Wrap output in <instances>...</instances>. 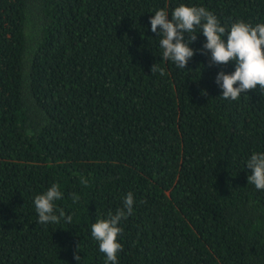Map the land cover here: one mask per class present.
I'll return each instance as SVG.
<instances>
[{
    "label": "trees",
    "instance_id": "1",
    "mask_svg": "<svg viewBox=\"0 0 264 264\" xmlns=\"http://www.w3.org/2000/svg\"><path fill=\"white\" fill-rule=\"evenodd\" d=\"M181 3L264 23V0H0V264H105L91 225L129 192L117 264H264V91L222 98L202 32L161 59L149 18ZM53 183L71 224L37 222Z\"/></svg>",
    "mask_w": 264,
    "mask_h": 264
},
{
    "label": "clouds",
    "instance_id": "2",
    "mask_svg": "<svg viewBox=\"0 0 264 264\" xmlns=\"http://www.w3.org/2000/svg\"><path fill=\"white\" fill-rule=\"evenodd\" d=\"M166 8H159L151 16V31L160 36L159 46L163 50L161 59L172 61L178 69H186L188 61L193 57L194 50L189 45L197 39V32L206 37L203 50L211 53V64L235 63L231 73L218 71L215 82L222 89L224 99L238 100L241 94L250 90L264 91V23L255 25L237 20L226 28L217 16L203 6L179 4L171 11V19ZM159 26V28H158ZM199 29V31L197 30ZM187 34V36L185 35ZM226 34V39L224 38ZM160 71L154 64L151 72ZM251 174L247 181L256 189L264 190V152H253L246 162ZM87 184V180L81 178ZM60 186L53 183L42 194L34 197L38 223H56L61 219L72 223V216L65 215L63 209H57L56 201L62 198ZM73 202L79 197L72 193ZM134 196L129 192L123 200V207L115 214L109 211L107 218H98L91 225V235L98 241L100 252L106 256L105 264H117V254L122 251L118 236L122 232L119 226L123 219L133 213ZM78 262L79 255H74Z\"/></svg>",
    "mask_w": 264,
    "mask_h": 264
}]
</instances>
